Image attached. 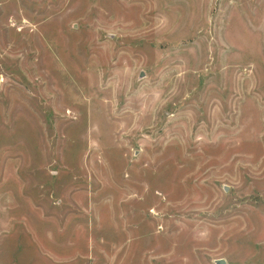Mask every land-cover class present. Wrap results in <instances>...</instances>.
<instances>
[{"label": "rangeland", "instance_id": "rangeland-1", "mask_svg": "<svg viewBox=\"0 0 264 264\" xmlns=\"http://www.w3.org/2000/svg\"><path fill=\"white\" fill-rule=\"evenodd\" d=\"M219 258L264 264V0H0V264Z\"/></svg>", "mask_w": 264, "mask_h": 264}, {"label": "water", "instance_id": "water-1", "mask_svg": "<svg viewBox=\"0 0 264 264\" xmlns=\"http://www.w3.org/2000/svg\"><path fill=\"white\" fill-rule=\"evenodd\" d=\"M228 190V189H226ZM216 264H227V261L224 258H219L215 260Z\"/></svg>", "mask_w": 264, "mask_h": 264}]
</instances>
